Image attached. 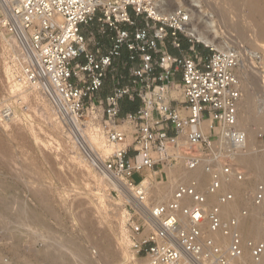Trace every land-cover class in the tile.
Returning <instances> with one entry per match:
<instances>
[{"label":"built area","instance_id":"built-area-1","mask_svg":"<svg viewBox=\"0 0 264 264\" xmlns=\"http://www.w3.org/2000/svg\"><path fill=\"white\" fill-rule=\"evenodd\" d=\"M189 20L182 7L159 15L157 0H0V76L52 103L125 205L130 242L144 264L259 263L264 181L247 189L249 206L223 211L237 199L227 185L246 179L234 161L248 139L239 123L240 54L199 41L186 29ZM125 100L139 105L124 113ZM14 111L4 105L0 121ZM86 127L107 139L105 157L83 147ZM199 167L205 184L181 178L170 200L154 198L147 177L167 181L169 168ZM250 221L259 223L253 232Z\"/></svg>","mask_w":264,"mask_h":264},{"label":"rangeland","instance_id":"rangeland-1","mask_svg":"<svg viewBox=\"0 0 264 264\" xmlns=\"http://www.w3.org/2000/svg\"><path fill=\"white\" fill-rule=\"evenodd\" d=\"M197 1L198 9L202 11L205 18H212L220 40L227 41L229 38V43L240 51L242 60L238 71L243 95L246 96L250 90L254 96L256 110L263 114L264 38L259 39V37H263L264 32L261 31H264V27L260 26L259 19L251 14V7L258 6V4L264 5V3H260L264 0H249L248 2L247 0H235L233 7L238 10L234 9L237 14L233 10L232 18L229 15L230 9L226 14L228 18L230 16L231 22L233 20L232 24L235 23L238 27L233 31L229 30H232L229 28L232 27L230 24H222L225 23L223 21L224 16L218 12L219 10H216L218 6L215 2L217 0ZM174 2L176 4L180 2L183 4L182 8L189 11L190 4L186 0H174ZM245 3L247 4L245 5ZM240 7H243L244 10ZM253 24L257 26V29H261L258 31ZM236 34L241 36L240 40ZM199 46L203 48L202 43ZM244 56L245 60H243ZM109 90L110 86L107 85L100 94L104 95ZM23 94L26 97L21 96ZM18 97L22 98L19 99ZM7 104L14 106L18 116L15 118L13 115L5 122L0 121V185L4 188L0 186V198H2L0 199V206L2 207H0V223L2 224H0L2 227L0 228L1 264H144V257L135 254L130 242V229L126 223L125 205L121 199L113 196L107 180L93 168L79 147L75 136L63 127L56 116L52 103L36 90L23 91L13 85L10 86L7 80L0 76V109ZM96 126L98 128L99 124ZM262 126H254V131L251 130L254 137H251L250 133L252 147L241 149V152L239 151L236 156L237 158L234 157L235 163L246 172V179L243 182L245 189L242 190L240 207L249 206V198L245 195L247 189H252L256 181H264L262 177H259L256 172L239 160L241 154L264 153V126ZM78 139L89 153L97 154L92 148L96 140L103 143L105 149L106 146L107 149L109 148L106 153L104 148L103 151L98 150L100 156L105 157L112 150L105 136L102 137L98 131H93L88 127L81 128V135ZM193 176L203 179V184L208 180V175L202 170L198 175L192 174V178ZM175 179L168 177L167 181H162L153 178L151 193L155 196L154 198L158 201L170 200L174 194L176 183L181 177ZM133 180L138 181L139 176L135 175ZM160 190L170 194L166 195L167 198L162 199L158 196ZM7 202L8 205H6ZM251 205L253 204L251 203ZM4 207L6 208L4 209ZM16 207L19 209V216L16 213ZM10 210L12 211L10 212ZM5 212H8V216ZM25 213L29 215L28 217L30 215L32 217L28 218ZM23 220H26L25 224ZM35 228L36 232L34 231ZM56 240L67 243H65V247H62V249L65 248L64 250H54L49 247L50 244L57 243ZM15 244L19 245L15 246ZM78 250L82 252L78 253ZM60 252L64 253V257L56 262L51 260V262L50 259H53L55 254L56 256L59 255ZM83 254L86 256L82 258L81 255Z\"/></svg>","mask_w":264,"mask_h":264},{"label":"bare ground","instance_id":"bare-ground-1","mask_svg":"<svg viewBox=\"0 0 264 264\" xmlns=\"http://www.w3.org/2000/svg\"><path fill=\"white\" fill-rule=\"evenodd\" d=\"M189 4H190V7H189V13H190V20L188 21V25L186 26V29H187V31L188 32H190V33H192L199 41H202V42H204V43H206V44H208V45H212V46H214L216 49H219V50H226V49H235V50H237L236 48H234L233 47V45L232 44H230L229 43V41H228V39L229 38H227V41L225 40V41H222V39L220 40V37H219V33H218V31L214 28V22H213V20H212V18H205V15L202 13V11L201 10H199L198 9V6H199V4L197 3L198 1L197 0H186ZM192 1H193V3H196V4H198V5H196V4H193L192 3ZM214 1V0H213ZM216 1V0H215ZM249 0H247V2H248ZM217 3V4H216ZM260 3H264V1L263 2H260ZM215 4H216V6H218L217 7V11L219 12V13H221V15L222 16H224V18H223V21L225 22V23H222V24H227V25H229L230 24V26H232V27H229V28H232V30L231 29H229L230 31H233V30H236V28L238 29V27H236V24L235 23H233L232 24V22H233V20H232V22H231V19H230V16H229V18H228V16H226V14L228 13L227 11L229 10L230 12V14L229 15H231L232 13H233V10L234 9H236V7H233V4H235V0H217L216 2H215ZM247 3H245V5H246ZM249 4V3H248ZM244 5V6H245ZM254 5V4H253ZM257 5V4H256ZM157 6H158V14L159 15H163V16H170V15H172V14H174V12L177 10V9H179V8H181L182 6H183V4H180V2L179 3H175L174 2V0H157ZM236 6V5H235ZM247 6H249V5H247ZM263 6L264 5H262V6H260L259 4H258V6H253V7H251L252 8V15H254L255 17H257L258 19H259V21H260V23H259V25L260 26H263L264 27V8H263ZM246 7V6H245ZM240 8H242L243 9V7H240ZM247 8V7H246ZM244 10V9H243ZM248 10V9H247ZM236 11H238L237 9H236ZM246 11V10H245ZM223 13H225V14H223ZM234 13H236L235 12V10H234ZM238 13H240V12H238ZM245 13V12H244ZM237 14V13H236ZM241 14V13H240ZM246 15H247V12H246ZM251 15V16H252ZM245 16V15H244ZM231 17H232V15H231ZM249 16H247V18H248ZM222 18H220L221 20H222ZM233 18V17H232ZM244 18H246V17H244ZM256 18V19H257ZM243 19V18H242ZM249 19H250V17H249ZM248 19V20H249ZM255 19V20H256ZM257 19V20H258ZM237 20V19H236ZM251 20H253V19H251ZM239 22V21H238ZM237 22V23H238ZM250 22V21H249ZM252 22H254V20L252 21ZM242 23V22H241ZM258 23V22H257ZM232 24V25H231ZM250 25H251V23H250ZM254 25V24H253ZM226 26V25H225ZM255 26V25H254ZM242 27V26H241ZM257 26H255V28H256ZM224 28H226V27H224ZM244 28V27H243ZM257 29V28H256ZM261 29V28H260ZM260 29H257L258 31L260 30ZM228 30V29H227ZM226 30V31H227ZM244 30V29H243ZM257 30H256V32H257ZM241 31V30H240ZM253 31H254V29H253ZM228 32V31H227ZM244 32H245V30H244ZM243 32V33H244ZM262 33L264 32V31H261ZM233 33V32H232ZM234 33H236V32H234ZM261 34V33H260ZM230 35H233V34H231L230 33ZM237 35V34H236ZM239 35H240V33H239ZM259 35V34H258ZM238 36V35H237ZM260 36V35H259ZM258 36V37H259ZM261 36H262V34H261ZM231 37V36H230ZM232 37H234V35L232 36ZM239 37V36H238ZM241 37V36H240ZM240 37H239V40H240ZM247 37V36H246ZM261 38H264V35H263V37H259V39H261ZM236 39H238L237 37H236ZM236 41V40H235ZM241 41H243V40H241ZM240 41V42H241ZM239 44V43H238ZM241 46H243L242 45V43H241ZM238 51V50H237ZM239 52V54H240V58H241V53H240V51H238ZM246 58H245V56H244V58H243V60H245ZM241 60H242V58L240 59V65H241ZM241 80V79H240ZM19 94V93H18ZM21 96H24V97H26L25 96V94H23V95H21ZM23 97V98H24ZM19 98V97H18ZM22 98V97H21ZM21 98H19V99H21ZM18 102V101H17ZM20 102V101H19ZM18 111V110H17ZM55 111V110H54ZM240 116H239V123L241 124V126L245 129V131L247 132V135H248V139H247V143H246V145H245V147L246 148H250V147H252V140H251V138H250V136L252 135V133H251V130H253L254 129V126L255 127H257V126H259V125H263L264 126V113L262 114V113H260V112H258V110H256V107H255V102H254V96H253V93L250 91V90H248V92H247V95L246 96H244L243 95V99H242V102H241V104H240ZM14 117L16 118V116H18L17 115V112H16V109H15V111H14ZM13 115H11V117L13 116ZM11 117H9V119L11 118ZM13 117V118H14ZM257 125V126H256ZM262 126V127H263ZM264 130V129H263ZM254 131V130H253ZM250 133H251V135H250ZM92 134V133H91ZM255 134V133H254ZM257 134V133H256ZM98 136V135H97ZM102 136V135H101ZM89 137V136H88ZM93 137V136H92ZM96 137V136H95ZM103 137V136H102ZM251 137H253V135L251 136ZM256 137V136H255ZM254 138V137H253ZM94 140H96V139H94ZM105 142V141H104ZM254 143V142H253ZM94 144L95 145H93L92 146V148H93V150L98 154L99 152H98V150L99 151H103V148L105 149V147H104V144L103 143H101V142H99V141H95L94 142ZM264 149V148H263ZM109 150V148L107 149V146H106V149L104 150L105 151V153H106V151H108ZM253 151V150H252ZM240 152H241V150H240ZM242 152H244V151H242ZM256 153V152H255ZM253 154V153H251L250 155H243V154H241L240 155V158H239V160L241 161V162H243V163H245L251 170H253L254 172H256V174H258V176L259 177H262V179H264V153H256V154ZM102 154H103V152H102ZM99 155V154H98ZM101 155V154H100ZM99 155V156H100ZM102 157V156H101ZM201 168L199 167V168H197V169H194V170H185V169H180V168H173V169H168V177L169 178H173L174 177V179L176 178H179V177H181V178H190V177H192V174L193 175H198L200 172H201ZM188 173H189V175H188ZM193 177H195V176H193ZM175 179V180H176ZM173 180V179H172ZM147 181L150 183V185L153 187V182H154V180H152V178L149 176V177H147ZM246 185V184H245ZM1 186V185H0ZM7 187V186H6ZM227 187H229L230 189H232L233 191H235L236 192V195H237V199H236V201L235 202H233V203H230L229 205H226L225 207H224V213L225 214H228V213H230L231 211H233L234 209H236V208H238V206H240L242 203H241V201H242V199H240L241 198V196H242V190L244 191V187H243V183L242 182H238V181H234V182H232V183H230V184H228L227 185ZM1 188H3L2 186H1ZM0 188V189H1ZM244 188V189H243ZM4 189V188H3ZM6 189V188H5ZM247 189V188H246ZM8 190H9V188H8ZM4 191V190H3ZM152 191V190H151ZM6 192V191H5ZM7 192H9V191H7ZM2 193V192H1ZM170 193H166V192H164V191H162V190H160L159 192H158V196L160 197V198H162V199H164V198H167L168 196H166V195H169ZM2 195V194H1ZM37 195H40V194H37ZM36 195V196H37ZM44 196V195H43ZM46 196V195H45ZM2 197V196H1ZM4 197V196H3ZM243 198H245V197H243ZM0 199H2V198H0ZM4 200H5V197L3 198ZM12 200V199H11ZM43 200V199H42ZM46 200H48V198L46 199ZM18 201V200H17ZM39 201V200H38ZM41 201V200H40ZM44 201V200H43ZM6 202V201H5ZM20 202V201H19ZM46 203H47V201H45ZM50 201L48 200V203H49ZM2 203H4V202H2ZM14 203H16V202H14ZM22 204V203H21ZM4 205V204H3ZM6 205H8V202H7V204ZM14 205V204H13ZM23 205H25V204H23ZM28 205V204H27ZM45 205V204H44ZM47 205V204H46ZM45 205V206H46ZM5 206V205H4ZM18 206V205H17ZM44 206V207H45ZM52 206V205H51ZM1 207V206H0ZM7 207V206H6ZM6 207H4V209L6 208ZM43 207V208H44ZM48 207V209L50 210L51 208L49 207V206H47ZM53 207V206H52ZM251 207H252V211H253V213H255L256 211H257V207H255L254 205H251ZM2 208V207H1ZM11 208V207H10ZM16 209H17V215L19 216L20 214H19V209L16 207ZM26 209H28V208H26ZM7 210H9L8 208H7ZM4 211V210H3ZM12 210H10V212H11ZM51 211H52V209H51ZM9 212V211H8ZM8 212H5V213H7L6 215L8 216ZM9 212V213H10ZM41 212V211H40ZM50 212V211H49ZM0 213H1V211H0ZM5 213H2V214H5ZM15 212H14V214H16ZM29 213V212H28ZM36 213V212H35ZM51 213V212H50ZM22 214V213H21ZM26 215H27V213H25ZM14 216V215H13ZM17 216V217H18ZM29 215H27V217H28ZM2 217H3V215H2ZM2 217H1V219H2ZM5 217V216H4ZM16 217V216H15ZM27 217H25V218H27ZM30 217H32L31 215H30ZM30 217H28V218H30ZM35 217V216H34ZM7 218V217H6ZM14 218V217H13ZM24 218V219H25ZM27 218V219H28ZM16 219H18V218H16ZM20 219V218H19ZM32 220V219H31ZM9 221V220H8ZM7 221V222H8ZM11 221V220H10ZM20 221V220H19ZM26 220H23V223L25 222ZM37 221V220H36ZM35 221V222H36ZM0 222H1V220H0ZM5 222H6V220H5ZM4 222V223H5ZM27 222H28V220H27ZM11 223V222H10ZM12 223H14V222H12ZM18 223V222H17ZM16 223V224H17ZM19 223H21V222H19ZM23 223H21V224H23ZM26 223V222H25ZM24 223V224H25ZM1 224V223H0ZM15 224V225H16ZM43 224V223H42ZM47 224V223H46ZM2 225V224H1ZM0 225V226H1ZM17 225H20V224H17ZM28 225H30V224H28ZM44 225V224H43ZM258 225H259V223L258 222H255V221H250V223L248 224V226L246 225V230L247 231H249V232H253V231H255V229L258 227ZM7 226H8V223H7ZM24 226V225H23ZM6 227V226H5ZM0 228H2V227H0ZM13 228V227H12ZM30 228V227H29ZM37 228V227H36ZM36 228H35V232H36ZM9 229V228H8ZM27 229V228H26ZM34 229V228H33ZM33 229H32V231H33ZM38 229V228H37ZM40 229V228H39ZM6 230V229H5ZM11 233H12V231H11ZM34 233V232H33ZM5 234H7L6 232H5ZM4 235V234H3ZM2 235V236H3ZM13 235V234H12ZM38 235V234H37ZM213 237H215L216 239H222V240H224V241H226L227 239L225 238V237H223L220 233H218V232H216V233H212L211 234ZM29 236V235H28ZM39 236V235H38ZM61 236V235H60ZM4 237H6V236H4ZM9 237V236H8ZM15 237V236H14ZM28 238H30V237H28ZM32 238V237H31ZM64 238V237H63ZM5 239V238H4ZM23 239V238H22ZM55 239V238H54ZM65 239V238H64ZM24 240V239H23ZM25 240H26V237H25ZM50 240V239H49ZM59 240V239H58ZM71 240V239H70ZM54 241V240H53ZM60 241V240H59ZM72 241V240H71ZM70 241V242H71ZM19 242V241H18ZM56 242H57V240H56ZM11 243V242H10ZM34 243V242H33ZM66 242L64 241V242H57V243H52V244H50L49 245V247L51 248V249H54V250H64V249H62V247H65L64 245H66L65 244ZM13 244V243H12ZM20 244V243H19ZM19 244H15V246L16 245H19ZM10 246H13V245H10ZM18 247V246H17ZM68 247V246H67ZM74 247H76L75 245H74ZM109 247V246H108ZM12 248V247H11ZM14 248V247H13ZM46 249H47V247H45ZM70 248V247H69ZM78 248V247H77ZM45 249V250H46ZM82 249V248H81ZM80 249V250H81ZM84 249V248H83ZM66 250H67V248H66ZM53 251V250H52ZM79 251V250H78ZM107 251V250H106ZM15 252V251H14ZM43 252H45V251H43ZM63 252V251H62ZM62 252H60L59 253V255H57L56 256V254H55V256L53 257V259H50V261L52 260V261H54V262H56L58 259H60V258H63L64 256H63V254L64 253H62ZM65 252V251H64ZM77 252V251H76ZM82 251H79L78 253H81ZM47 253H48V251H47ZM47 253H45L46 255H48ZM54 253H55V251H54ZM66 253H67V251H66ZM65 253V254H66ZM14 254V253H13ZM44 254V253H43ZM51 255V254H50ZM49 256V255H48ZM47 256V257H48ZM66 256V255H65ZM82 256V258H83V256H84V254L83 255H81ZM86 256V255H85ZM84 256V257H85ZM50 257V256H49ZM18 258V257H17ZM19 258H20V256H19ZM7 259V258H6ZM86 259V258H85ZM49 261V262H50ZM51 261V262H52ZM11 262V261H10ZM15 262V261H14ZM30 263V262H29ZM0 264H1V261H0ZM9 264V263H8ZM49 264V263H48ZM52 264V263H51ZM61 264V263H60ZM252 264H264V258H263V260L261 261V262H259V263H252Z\"/></svg>","mask_w":264,"mask_h":264},{"label":"trees","instance_id":"trees-1","mask_svg":"<svg viewBox=\"0 0 264 264\" xmlns=\"http://www.w3.org/2000/svg\"><path fill=\"white\" fill-rule=\"evenodd\" d=\"M138 105H139L138 100H136L134 102L125 100L122 104V110L124 113H126L128 111H133L138 107Z\"/></svg>","mask_w":264,"mask_h":264},{"label":"crops","instance_id":"crops-1","mask_svg":"<svg viewBox=\"0 0 264 264\" xmlns=\"http://www.w3.org/2000/svg\"><path fill=\"white\" fill-rule=\"evenodd\" d=\"M174 53H176L177 51L176 50H172ZM125 59H127V54H125L124 56H123V58H122V60H125ZM121 61V60H120ZM104 95H105V93H104Z\"/></svg>","mask_w":264,"mask_h":264}]
</instances>
